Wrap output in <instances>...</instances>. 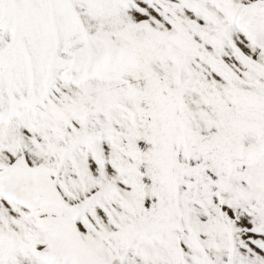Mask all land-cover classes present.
I'll return each mask as SVG.
<instances>
[{"label":"snow or ice","instance_id":"obj_1","mask_svg":"<svg viewBox=\"0 0 264 264\" xmlns=\"http://www.w3.org/2000/svg\"><path fill=\"white\" fill-rule=\"evenodd\" d=\"M0 264H264V0H0Z\"/></svg>","mask_w":264,"mask_h":264}]
</instances>
